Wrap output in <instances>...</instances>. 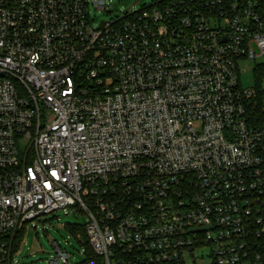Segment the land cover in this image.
I'll use <instances>...</instances> for the list:
<instances>
[{
    "label": "built area",
    "instance_id": "obj_1",
    "mask_svg": "<svg viewBox=\"0 0 264 264\" xmlns=\"http://www.w3.org/2000/svg\"><path fill=\"white\" fill-rule=\"evenodd\" d=\"M0 0V264L24 226L81 213L78 264H264V0ZM264 79V62L255 66ZM85 236V239L82 236ZM49 264H70L54 244Z\"/></svg>",
    "mask_w": 264,
    "mask_h": 264
},
{
    "label": "rangeland",
    "instance_id": "obj_2",
    "mask_svg": "<svg viewBox=\"0 0 264 264\" xmlns=\"http://www.w3.org/2000/svg\"><path fill=\"white\" fill-rule=\"evenodd\" d=\"M154 0H106L107 10L97 11L90 8L94 24L101 20L109 21L117 16L122 17L129 12L140 11L148 7ZM264 62V59L242 60L238 63L241 71L239 76L240 86L243 89L255 88L259 92L264 89V79L258 75L255 66ZM85 216L75 210H62L47 214L24 226L19 236L16 260L19 264H49L55 255L54 244L70 255V264L81 263L83 246L75 240L76 231H71L72 226L83 227ZM85 239V236H82ZM185 264H213L209 248L199 250L194 256L184 254Z\"/></svg>",
    "mask_w": 264,
    "mask_h": 264
},
{
    "label": "trees",
    "instance_id": "obj_3",
    "mask_svg": "<svg viewBox=\"0 0 264 264\" xmlns=\"http://www.w3.org/2000/svg\"><path fill=\"white\" fill-rule=\"evenodd\" d=\"M199 1H206V0H199ZM250 117L251 120L255 123H264V109H262L261 106H259L256 110H253L252 112H250ZM71 231H76V232H80L83 234V227H79V226H72L70 228ZM19 236L20 234H18L17 240H16V248L19 245Z\"/></svg>",
    "mask_w": 264,
    "mask_h": 264
}]
</instances>
